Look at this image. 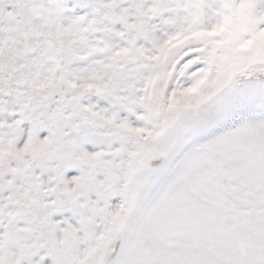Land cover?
Segmentation results:
<instances>
[{"label": "snow or ice", "instance_id": "obj_1", "mask_svg": "<svg viewBox=\"0 0 264 264\" xmlns=\"http://www.w3.org/2000/svg\"><path fill=\"white\" fill-rule=\"evenodd\" d=\"M0 264H264V0H0Z\"/></svg>", "mask_w": 264, "mask_h": 264}]
</instances>
